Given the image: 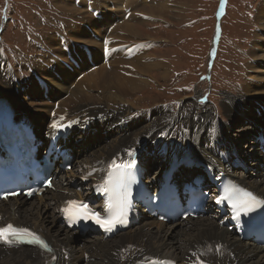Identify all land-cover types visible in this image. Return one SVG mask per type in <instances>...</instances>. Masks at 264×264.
<instances>
[{
  "label": "bare ground",
  "instance_id": "1",
  "mask_svg": "<svg viewBox=\"0 0 264 264\" xmlns=\"http://www.w3.org/2000/svg\"><path fill=\"white\" fill-rule=\"evenodd\" d=\"M132 1L99 0L96 8L86 3L92 18H86L84 10L85 17L82 15L80 20H84L79 21V27L75 21L76 26L69 25L67 30L64 28L55 35V40L50 37L46 45H41L46 49L45 56L31 63L21 60L20 65L31 72L29 78L8 70L0 56V99L5 100L0 103V119L14 118L17 129L31 127L35 147L40 149H45L50 140L60 143L64 138L61 131L72 120L77 119L81 124V129L69 140L75 155L67 146L75 168L72 172L60 173L57 167L53 173L61 179L56 193L43 199L27 201L20 197L0 204V227L7 223L30 227L46 240L52 252L35 246L7 248L0 244V264H160L165 259L180 264H198L201 260L203 264H264V247L237 238L231 227L221 225L215 212L196 222L190 219L169 226L146 217L113 240L101 236L82 239L79 231L74 233L64 227L59 210L73 197L89 196L106 214L108 199L97 191V186L115 171L114 164L127 166L123 170L130 171L129 178L134 177L136 166L127 161L132 150L141 151L137 163L151 187L162 182L165 168L174 156H180L186 165L175 169L179 173L176 181L181 184L193 180L194 176H183L189 174L184 168L196 170L191 156H200L202 165L195 164L201 167V176L196 180H203V186L210 192L221 185L226 175L264 199V154L256 147L260 143L264 146V110L255 112L264 103V3H261L263 10L259 18L257 11L261 27L251 43L253 61L245 72L242 93L238 97L228 96L220 104L228 122L214 126L209 109L200 115L201 120L181 112L167 125L159 123L165 116L161 109L136 117L130 116V106L115 109L116 104L129 102V97L143 92L153 81V72L160 71L164 79L169 76L168 65L148 54L150 43L126 42L128 38H136L135 23H132L135 17H147L144 20L148 21L164 19L162 14L132 13V8H126ZM145 1L149 2L135 0L134 8ZM118 6L126 8L124 14H120ZM158 6L163 7L157 12L163 13L162 9L168 5L162 2ZM104 9L110 10L105 18L101 13ZM119 15L121 20L117 21ZM100 47L101 55L98 54ZM76 73L83 76L79 82H75ZM243 120H250L253 126L233 135ZM54 123L62 126L53 128ZM107 132L113 139L104 143L100 137ZM247 134L254 140L250 154L249 147L244 149L241 145ZM209 167L212 172L206 175ZM156 168L160 171L154 176L152 172ZM76 182L81 191L75 189Z\"/></svg>",
  "mask_w": 264,
  "mask_h": 264
},
{
  "label": "rangeland",
  "instance_id": "2",
  "mask_svg": "<svg viewBox=\"0 0 264 264\" xmlns=\"http://www.w3.org/2000/svg\"><path fill=\"white\" fill-rule=\"evenodd\" d=\"M68 1L0 0V56L2 64H6L4 66H7L8 70L29 78L30 70L23 68L20 62L24 60L31 63L34 59L45 56L46 49L42 44L46 45L50 37L55 40V35L69 25L76 26L75 21L76 27H79L80 22L84 20L80 19L87 11L86 3L94 5L95 8L99 4V0ZM223 1L162 0L168 5L162 9L163 13L157 12L163 7L158 6L162 3L161 0L138 2L140 7L136 8L133 0L128 5L130 7H126L132 8V13L136 11L145 16L164 15L163 20L156 18L149 21L144 20L147 17H135L132 23H135L136 38H128L126 42L130 45L132 42L150 43L148 54L168 65L169 76L164 79L160 71L153 72L150 85L140 94L129 97V102L116 104V110L125 105L130 106V116L136 117L144 113L151 115L153 111L161 109L162 116L164 113L165 116L159 119V123L167 125L181 112L190 113L201 120L200 115L205 109H209L210 120L214 126L227 124V117L220 104L224 103L228 96L238 97L242 93V85L246 82L245 72L253 61L251 43L261 27L257 21V11L259 18L263 10L260 9L261 3H264V0H225L224 9L220 11ZM119 6L118 11L124 14L126 8ZM94 7L91 9H95ZM101 13L105 18V15L110 14V10L104 9ZM85 16L90 19L92 13L87 11ZM120 17H117V21L121 20ZM218 23L220 34L217 31ZM130 47L124 51H128ZM98 54H102L101 47ZM77 76H80V79H77ZM82 78L81 74L76 73L75 82ZM23 95L28 98V94ZM47 96L45 95V98ZM261 109L264 110V103L258 105L256 114ZM248 126H253L251 121L243 120L232 134L238 135L237 132L240 134V131ZM108 140L109 138H106L105 142ZM253 141L247 134L241 144L244 149L249 147V154L253 151ZM256 147L259 151L258 146ZM238 169L242 171L241 167ZM159 171L160 168H156L152 174L155 176ZM48 218L51 219L50 215Z\"/></svg>",
  "mask_w": 264,
  "mask_h": 264
},
{
  "label": "snow or ice",
  "instance_id": "3",
  "mask_svg": "<svg viewBox=\"0 0 264 264\" xmlns=\"http://www.w3.org/2000/svg\"><path fill=\"white\" fill-rule=\"evenodd\" d=\"M54 123L53 128L61 127ZM114 172H110L109 176L103 184L97 186V191L107 193L109 196L107 208L111 215L105 219L100 216L99 213L93 212L77 200H68L66 206L62 209L69 223L76 220H93L100 227L106 231H111L117 224H123L127 219V209L129 207L130 192L127 187V181L123 166L114 164ZM31 195V193H29ZM7 198V197H5ZM224 200H228L233 211L239 216L240 213H248L254 209V207L264 201L257 200V198L248 191L238 192L232 189L226 188L224 195L219 196L217 203H221ZM27 239L25 240V238ZM0 240L6 243H13L17 241L27 242L29 244H36L41 248L51 251L47 243L40 236L35 233L29 232L27 228L14 227L13 224L8 223L0 227ZM198 264H203V261H198Z\"/></svg>",
  "mask_w": 264,
  "mask_h": 264
}]
</instances>
